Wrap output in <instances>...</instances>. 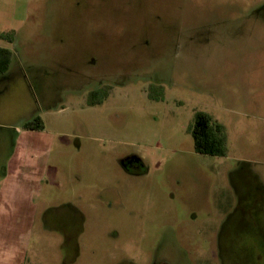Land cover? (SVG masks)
I'll use <instances>...</instances> for the list:
<instances>
[{
  "label": "rangeland",
  "instance_id": "374dc122",
  "mask_svg": "<svg viewBox=\"0 0 264 264\" xmlns=\"http://www.w3.org/2000/svg\"><path fill=\"white\" fill-rule=\"evenodd\" d=\"M0 46V202L15 141L42 188L1 205L0 264H264V0H0Z\"/></svg>",
  "mask_w": 264,
  "mask_h": 264
},
{
  "label": "trees",
  "instance_id": "16d2710c",
  "mask_svg": "<svg viewBox=\"0 0 264 264\" xmlns=\"http://www.w3.org/2000/svg\"><path fill=\"white\" fill-rule=\"evenodd\" d=\"M1 37L12 41L13 36L2 34ZM10 51L0 47V74L6 72L10 62ZM43 121L40 117L32 118L23 124V129L42 130ZM193 148L196 153L224 156L225 134L220 124L212 120L209 114L198 111L194 114V123L191 130Z\"/></svg>",
  "mask_w": 264,
  "mask_h": 264
},
{
  "label": "crops",
  "instance_id": "0c3cea01",
  "mask_svg": "<svg viewBox=\"0 0 264 264\" xmlns=\"http://www.w3.org/2000/svg\"><path fill=\"white\" fill-rule=\"evenodd\" d=\"M13 41H15V38L14 39L12 38V43ZM8 70H10L9 67L7 68L6 72ZM27 130L29 131L33 129L18 128V131L16 134L17 137L16 136L15 137L18 140L22 139L23 137L27 138ZM20 143L17 144L16 141L14 142L13 147H12V152L9 156V161L11 159H14V166L12 165L14 169L11 168L12 171L14 170L15 172H19L20 169L18 167H24L23 171L26 170L27 175L26 173H24V176H22L21 179L16 178L8 183L9 185L7 186V190L2 196L3 198L2 202L4 203L0 202V208H1V205L5 203L10 205V204H13L14 202L20 201L21 199H23V201H27V198L30 194L37 195V194H40L42 191V188L40 186L41 178L39 177V174H38L40 173V170H38L37 168V166L40 167V165H39L38 160L37 162L34 160L36 158L33 155V153H31L32 151L35 150V146L29 147L27 146V143L25 144H20ZM28 157L29 159H27ZM10 167H11V163H10ZM243 194L244 193L240 191V195L242 196ZM256 210L257 209L253 210L254 212H252L253 214L251 216L260 214L259 209L257 210V212H255ZM243 213L246 214L245 212H242V214Z\"/></svg>",
  "mask_w": 264,
  "mask_h": 264
},
{
  "label": "flooded vegetation",
  "instance_id": "af4514ba",
  "mask_svg": "<svg viewBox=\"0 0 264 264\" xmlns=\"http://www.w3.org/2000/svg\"><path fill=\"white\" fill-rule=\"evenodd\" d=\"M102 92H103L102 87L99 84L96 85L91 90V94H93V93H102ZM137 162H138V160H136V161L134 160V165H137L136 164ZM130 173H132V174H141V173H143V171L133 172V171L130 170ZM55 214H56L55 222L58 225V227L62 228V230L65 232L67 238H69V241L73 240V238H74L73 237L74 236V229L77 228V224H78L77 219H76L75 223H73V219L78 214V209L75 208L74 206H71V205H68V206L65 205L64 207L56 209ZM252 214H253L252 212H249L250 216Z\"/></svg>",
  "mask_w": 264,
  "mask_h": 264
}]
</instances>
